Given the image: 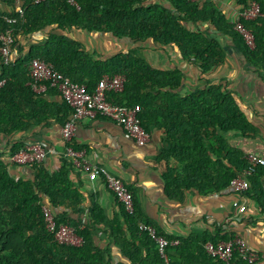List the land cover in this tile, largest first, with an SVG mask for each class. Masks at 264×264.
<instances>
[{
	"label": "trees",
	"instance_id": "trees-1",
	"mask_svg": "<svg viewBox=\"0 0 264 264\" xmlns=\"http://www.w3.org/2000/svg\"><path fill=\"white\" fill-rule=\"evenodd\" d=\"M1 1L12 9L11 14L1 15L14 23L8 24L0 18V32H12L13 48L20 39L47 27L62 32L83 30L110 34L134 45L151 41L160 47H174L182 60L206 72L224 64L225 54L217 40L223 37L231 41L264 81V0H230L237 10L253 3L259 6L258 17L242 21L243 28L253 37L252 48L235 31L217 0H162L167 7L150 3L151 0H75L79 10L69 0H45L41 4L25 0L20 7L14 0ZM32 60L50 65L54 72L86 87L90 93L104 77H125V91L107 93V101L118 106H139L141 127L147 133L151 128L164 132L169 149L160 155L159 161L169 164L163 174L164 192L169 200L182 202L188 192L204 196L230 189L231 181L246 169L247 155L229 147L223 135L237 133L249 138L255 130L226 88L211 86L181 97L178 93L183 84L180 70L154 69L131 52L104 58L87 53L83 45L68 36L55 34H50L43 45L31 47L27 55L19 53L9 65H3L0 56V83L3 82L0 136L24 133L41 124L63 126L71 115L65 103L49 99L56 97L54 89L48 88L41 95L32 91L28 70ZM22 146L23 143L12 145L11 156ZM29 168L30 179H15L8 165L0 160V264H111L108 250L94 243V228L99 225L107 226L112 241L131 264H163L155 241L141 227L152 226L162 236L142 215L134 198L131 215L116 200L121 220L107 221L97 205L89 209L86 222L54 213L56 225L74 228L81 241L79 246L56 242L46 229L44 201L54 210H74L82 205L83 198L68 181L73 166L63 159L55 174H49L42 164ZM259 177L264 178V167L258 168L251 177L252 185L247 192L255 188ZM262 205L264 212V202ZM162 238L169 244L175 241ZM235 238L226 235L215 239L208 233L190 236L177 241L176 246H168L169 261L171 264H226L208 255L205 246ZM229 264L248 263L236 253Z\"/></svg>",
	"mask_w": 264,
	"mask_h": 264
},
{
	"label": "crops",
	"instance_id": "crops-1",
	"mask_svg": "<svg viewBox=\"0 0 264 264\" xmlns=\"http://www.w3.org/2000/svg\"><path fill=\"white\" fill-rule=\"evenodd\" d=\"M150 3L168 6L162 0H151ZM217 4L231 21L236 9L230 0H217ZM11 12L10 5L0 0V13L9 15ZM50 34L68 36L83 45L87 53H95L104 58L119 52H131L154 69H178L183 74V84L178 91L181 97L197 89L223 86L233 95L239 110L255 130L249 138L237 133L224 134L223 138L229 147L244 155L256 154L264 158V81L229 39L217 37L225 54L224 64L206 72H201L196 64L182 60L174 47H160L151 41L134 45L128 40H117L110 34L83 30L62 32L52 27L20 39L14 48L12 46L13 59L19 53L27 55L31 47L43 45ZM49 99L62 103L58 93L56 97ZM61 127L58 124H41L24 133L10 137L0 136V160L8 165L10 175L15 179L25 180L32 177L30 168L18 167L10 161V148L16 143H34L46 148L49 153L42 167L49 174L57 173L64 159ZM148 134L151 142L147 147L141 148L127 139L120 127L98 118L81 122L70 144L74 150L84 154V159L89 164L106 169L124 183L133 194L142 215L157 228L162 237L179 241L203 233H208L215 239L234 235L244 240L257 256L255 264H264V178H257L255 188L251 187L244 195H237L231 189H226L204 196L188 192L182 202L169 200L164 192L163 180L169 164L159 161L160 155L169 146L164 142L163 131L151 128ZM252 180L249 179V187ZM68 181L72 189L83 198L82 205L74 210H54L45 200L44 204L51 208L53 214H64L69 219L86 222L89 209L97 205L107 221L121 220L120 206L106 190L102 180L91 182L83 172L73 168L68 173ZM236 201L246 207L245 214L240 217L235 214L233 207ZM93 234L95 245L108 250L111 264H131L112 241L107 226L95 227Z\"/></svg>",
	"mask_w": 264,
	"mask_h": 264
},
{
	"label": "built area",
	"instance_id": "built-area-1",
	"mask_svg": "<svg viewBox=\"0 0 264 264\" xmlns=\"http://www.w3.org/2000/svg\"><path fill=\"white\" fill-rule=\"evenodd\" d=\"M25 0H14L16 6L20 7ZM34 4H41L45 0H31ZM69 3L80 9L75 0H69ZM20 15L22 11L18 9ZM260 14L259 6L255 3L250 4L247 8L237 10L233 13L231 24L244 39L249 47L254 46V40L242 26V21L253 20ZM6 23L12 24L14 20L4 17L0 13ZM14 40L11 31L0 32V56L3 65H9L13 62L12 46ZM30 87L32 91L38 95L44 94L48 88L54 89L59 98L71 109V115L65 124L60 128V136L64 142L63 157L75 169L83 172L87 179L94 182L98 179L102 180L106 190L117 200L128 214H132L133 197L124 183L116 176L108 173L104 168H100L89 164L84 159V154L74 150L68 146L72 141L77 126L83 121H93L98 118L105 119L118 127H120L127 139L134 142L138 147L145 148L150 142L149 134L141 127L139 118V106H118L112 105L107 101V93L122 94L126 87L127 81L125 77L116 76L113 78L104 77L97 85L93 92H88L86 87L72 83L54 72L52 67L39 60H32L28 66ZM3 82L0 83V87ZM49 151L39 144L24 143L16 154L10 157L12 164L29 168L32 165L42 164ZM247 167L230 183V189L237 195H244L249 189V179L256 174L257 169L264 167V158L256 154L246 156ZM235 214L242 216L246 212V207L239 201L233 204ZM45 216L46 229L54 235L56 242L63 245L79 246L80 239L76 236L75 230L69 226H57L54 220V214L47 205L43 206ZM147 231L150 237L155 241L160 258L163 264H171L169 261L167 248L168 246H176L177 241L169 244L166 239L157 235L156 230L152 226L141 227ZM205 250L212 258H216L226 264H229L234 254H238L243 261L248 264H255L257 256L249 249L246 242L238 237L235 239L213 245L208 243Z\"/></svg>",
	"mask_w": 264,
	"mask_h": 264
}]
</instances>
